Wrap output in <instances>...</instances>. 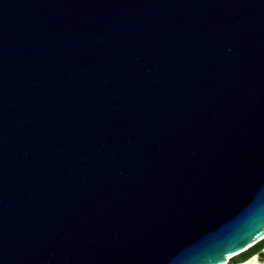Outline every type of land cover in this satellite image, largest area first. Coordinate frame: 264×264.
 <instances>
[{
  "label": "water",
  "instance_id": "obj_1",
  "mask_svg": "<svg viewBox=\"0 0 264 264\" xmlns=\"http://www.w3.org/2000/svg\"><path fill=\"white\" fill-rule=\"evenodd\" d=\"M263 237L264 0H0V264Z\"/></svg>",
  "mask_w": 264,
  "mask_h": 264
},
{
  "label": "flooded vegetation",
  "instance_id": "obj_2",
  "mask_svg": "<svg viewBox=\"0 0 264 264\" xmlns=\"http://www.w3.org/2000/svg\"><path fill=\"white\" fill-rule=\"evenodd\" d=\"M255 244L247 251H244L238 255H236L234 258H238L237 261L234 264H247L249 261L252 260V258L257 257L260 262L264 260V244L261 243ZM264 242V241H263ZM257 246V247H256ZM257 249L254 253H250L251 250Z\"/></svg>",
  "mask_w": 264,
  "mask_h": 264
},
{
  "label": "rangeland",
  "instance_id": "obj_3",
  "mask_svg": "<svg viewBox=\"0 0 264 264\" xmlns=\"http://www.w3.org/2000/svg\"><path fill=\"white\" fill-rule=\"evenodd\" d=\"M263 241H264V240H263ZM263 241L261 242L262 244H264ZM256 247H257V246H256ZM256 250H257V249H253V250H251L250 253L252 254V253H254ZM237 259H238V258H233V259H231L230 262H229L228 264H234V263L237 261Z\"/></svg>",
  "mask_w": 264,
  "mask_h": 264
},
{
  "label": "bare ground",
  "instance_id": "obj_4",
  "mask_svg": "<svg viewBox=\"0 0 264 264\" xmlns=\"http://www.w3.org/2000/svg\"><path fill=\"white\" fill-rule=\"evenodd\" d=\"M261 240L263 241L264 237ZM234 257H235V255L227 257V263H225V264H228L230 262V260L233 259Z\"/></svg>",
  "mask_w": 264,
  "mask_h": 264
}]
</instances>
